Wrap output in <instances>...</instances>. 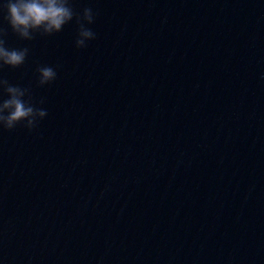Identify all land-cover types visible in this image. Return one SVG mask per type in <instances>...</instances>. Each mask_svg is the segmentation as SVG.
Returning <instances> with one entry per match:
<instances>
[{"label":"water","instance_id":"95a60500","mask_svg":"<svg viewBox=\"0 0 264 264\" xmlns=\"http://www.w3.org/2000/svg\"><path fill=\"white\" fill-rule=\"evenodd\" d=\"M71 3L84 48L8 29L47 116L0 131V264H264V0Z\"/></svg>","mask_w":264,"mask_h":264},{"label":"clouds","instance_id":"9594fccd","mask_svg":"<svg viewBox=\"0 0 264 264\" xmlns=\"http://www.w3.org/2000/svg\"><path fill=\"white\" fill-rule=\"evenodd\" d=\"M96 13L85 7L81 13L74 11L71 0H3L0 3V70L5 66L18 68L25 63L28 47L9 48L6 37L8 29L23 40H33L36 34L50 36L60 32L64 25L75 18L77 35L76 48H84L87 42L96 39V33L88 27L94 22ZM7 22V28L3 22ZM37 83L46 85L56 79L52 66H39ZM6 95V98H3ZM30 90L14 85L0 75V131L13 130L23 122V127L32 131L40 120L47 116V110L36 106ZM38 103H44L41 98Z\"/></svg>","mask_w":264,"mask_h":264}]
</instances>
